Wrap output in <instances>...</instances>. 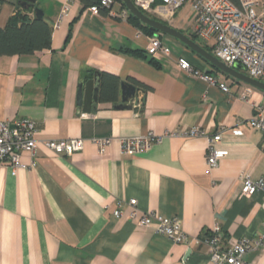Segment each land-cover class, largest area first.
<instances>
[{
	"label": "crops",
	"instance_id": "obj_1",
	"mask_svg": "<svg viewBox=\"0 0 264 264\" xmlns=\"http://www.w3.org/2000/svg\"><path fill=\"white\" fill-rule=\"evenodd\" d=\"M35 2L51 27L50 48L0 56V120L27 117L37 130L34 166L12 172L0 163V264H211L203 242L173 243L156 232L155 222L137 226L146 212L181 218L190 241L204 238L215 224L225 246L255 238L262 230L260 194H241L239 176L264 180V137L247 123L255 106L264 109V91L230 81L169 35L152 36L169 55L132 53L145 50L151 36L128 21L119 2L97 14L80 0ZM17 6L18 0H5L0 26ZM147 13L193 35L188 4L174 12L157 5ZM200 42L211 48L212 42ZM179 56L215 83L181 70ZM95 71L120 81L132 76L150 88L131 109L98 101L94 112H80L78 80ZM192 126L203 135H163ZM148 132L163 137L142 153L120 151L121 137ZM217 133L215 146L227 154L209 168L207 137ZM77 137L84 146L71 155L44 145ZM92 137L112 139L103 155ZM30 160L28 152L21 153L22 163ZM244 262L264 264V246L249 250Z\"/></svg>",
	"mask_w": 264,
	"mask_h": 264
},
{
	"label": "built area",
	"instance_id": "obj_2",
	"mask_svg": "<svg viewBox=\"0 0 264 264\" xmlns=\"http://www.w3.org/2000/svg\"><path fill=\"white\" fill-rule=\"evenodd\" d=\"M143 12H149L153 6H162L169 12H174L188 4L193 18V34L200 41L211 44V54L227 66L240 64L248 76L264 82V0H238L234 4L230 0H132ZM117 0H99V6L111 9ZM65 3L61 15L67 10ZM91 11L98 13L97 6H91ZM127 13L124 10V15ZM147 54L159 52L169 55L168 47L164 46L157 37H150L145 46ZM181 70L191 71L202 79L215 83L210 74L195 70L191 62L179 56L176 59ZM223 92L228 91L224 83L218 84ZM138 104V103H137ZM251 128L258 130L264 137V109L255 106L254 115L248 120ZM36 124L27 117H17L13 120H0V163H7L12 172L17 168H28L35 165ZM163 135L199 136L202 130L192 126L179 131L165 132ZM163 135L155 136L151 132L138 136L121 137L120 151L124 154H138L145 152L154 143L160 142ZM220 133L207 137L206 161L209 168L216 166L220 158L227 154L225 148L216 147L220 141ZM90 142L103 155L112 139L108 137H92ZM44 145L56 154L71 155L82 150L84 139L68 138L59 140H45ZM22 152H28L31 160L29 164L20 161ZM240 191L245 196L260 194V205L263 210L262 230L255 238L241 237L228 246L223 245V234L217 224L204 238L190 241L183 231L182 220L177 216L164 217L155 212H146L136 222L137 226L147 227L155 222L157 233L164 235L173 243L187 244L203 242L209 249L208 259L211 264H245V254L256 247L264 246V180H251L249 174L242 172L239 176ZM131 205H136L135 199H130ZM113 214L119 217L118 208ZM135 214V209L131 216Z\"/></svg>",
	"mask_w": 264,
	"mask_h": 264
},
{
	"label": "trees",
	"instance_id": "obj_3",
	"mask_svg": "<svg viewBox=\"0 0 264 264\" xmlns=\"http://www.w3.org/2000/svg\"><path fill=\"white\" fill-rule=\"evenodd\" d=\"M84 6H97L99 12L107 13V10L99 6V0H80ZM122 8L125 9L121 0H117ZM234 4H238V0H230ZM5 0H0V9ZM127 11V10H126ZM148 14L147 12H145ZM31 8H23L17 6L12 15L9 16L5 25L0 26V56L22 55L29 54L34 51L44 50L50 48L51 44V27L44 18H34L32 16ZM130 23L138 27L143 33L148 36H159L157 30L142 24L134 16L128 12L125 14ZM149 15V14H148ZM150 16V15H149ZM154 18V17H153ZM166 23V22H165ZM190 38L196 41L197 37L193 34ZM207 51L211 53V48L201 44ZM132 53L138 56H146V51L143 49H133ZM201 57V56H200ZM202 58V57H201ZM205 60V59H204ZM206 61V60H205ZM152 62V60H150ZM207 62V61H206ZM217 69L215 66L211 65ZM218 70V69H217ZM90 76L92 74L90 73ZM89 75L86 77H90ZM127 81L147 90L150 87L137 80L132 76L127 77ZM120 79L117 75L101 72L100 84L98 91L99 102H114L118 99Z\"/></svg>",
	"mask_w": 264,
	"mask_h": 264
},
{
	"label": "water",
	"instance_id": "obj_4",
	"mask_svg": "<svg viewBox=\"0 0 264 264\" xmlns=\"http://www.w3.org/2000/svg\"><path fill=\"white\" fill-rule=\"evenodd\" d=\"M121 2L124 4L127 12L138 19L142 24L152 27L161 34L174 37L197 55L205 59L208 63L215 66L218 70L264 91V82L243 74L241 72L243 67L240 64L236 63L231 67L227 66L188 35L140 10L132 0H121ZM18 5L23 8H31L34 18H43V10L38 6L35 0H18ZM99 84L100 73L97 71L93 72L90 77L84 76L79 78L77 83L76 106L80 112H94L96 103L98 102ZM143 93V89L129 81H120L119 97L112 103V107L114 109H131L137 103L142 102L143 97L140 98V94Z\"/></svg>",
	"mask_w": 264,
	"mask_h": 264
},
{
	"label": "rangeland",
	"instance_id": "obj_5",
	"mask_svg": "<svg viewBox=\"0 0 264 264\" xmlns=\"http://www.w3.org/2000/svg\"><path fill=\"white\" fill-rule=\"evenodd\" d=\"M196 42L197 43H201L198 39H196ZM218 71V73H223V74H225V75H227V73H224V72H222L221 70H217ZM241 72L243 73V74H245V75H247L248 76V74H247V72L242 68L241 69ZM228 77H229V80L231 81L232 79H234L235 77H233V76H230V75H227ZM236 79V78H235ZM237 81H241V80H239V79H236ZM243 82V81H242Z\"/></svg>",
	"mask_w": 264,
	"mask_h": 264
}]
</instances>
